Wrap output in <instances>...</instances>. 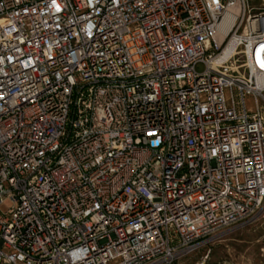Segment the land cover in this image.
Here are the masks:
<instances>
[{
	"label": "built area",
	"instance_id": "1",
	"mask_svg": "<svg viewBox=\"0 0 264 264\" xmlns=\"http://www.w3.org/2000/svg\"><path fill=\"white\" fill-rule=\"evenodd\" d=\"M263 74L248 0H0V264H205L264 204Z\"/></svg>",
	"mask_w": 264,
	"mask_h": 264
},
{
	"label": "rangeland",
	"instance_id": "2",
	"mask_svg": "<svg viewBox=\"0 0 264 264\" xmlns=\"http://www.w3.org/2000/svg\"><path fill=\"white\" fill-rule=\"evenodd\" d=\"M248 3L260 8L264 0H248ZM196 69L202 71L204 66L198 63ZM245 102L248 109H255L252 96H246ZM260 104L264 112L262 100ZM12 205L13 199L6 197L0 202V209L4 212ZM205 254L208 255L205 264H264V204L250 222L216 234L205 242L192 259L200 260Z\"/></svg>",
	"mask_w": 264,
	"mask_h": 264
},
{
	"label": "bare ground",
	"instance_id": "3",
	"mask_svg": "<svg viewBox=\"0 0 264 264\" xmlns=\"http://www.w3.org/2000/svg\"><path fill=\"white\" fill-rule=\"evenodd\" d=\"M233 10H236V9H233ZM231 23H232V15H231V13L227 12L223 16V19L219 24V29H222L223 32H225L230 27ZM214 36L218 40L222 39V36L220 34H218L217 32L214 34ZM233 49H234V44L228 45L225 52L227 54H229V53L233 52ZM257 83L260 85L264 84V74L261 77L257 78Z\"/></svg>",
	"mask_w": 264,
	"mask_h": 264
}]
</instances>
